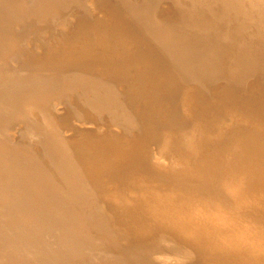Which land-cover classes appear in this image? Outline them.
<instances>
[{"label": "bare ground", "instance_id": "bare-ground-1", "mask_svg": "<svg viewBox=\"0 0 264 264\" xmlns=\"http://www.w3.org/2000/svg\"><path fill=\"white\" fill-rule=\"evenodd\" d=\"M0 264H264V0H0Z\"/></svg>", "mask_w": 264, "mask_h": 264}, {"label": "rangeland", "instance_id": "rangeland-1", "mask_svg": "<svg viewBox=\"0 0 264 264\" xmlns=\"http://www.w3.org/2000/svg\"><path fill=\"white\" fill-rule=\"evenodd\" d=\"M165 4H163L162 6H161V9L159 10V18L161 19V20H165V19H169V16L171 15V13L175 10V5L172 3V2H164ZM81 8V10H83V11H86L87 12V10L83 7V6H81L80 7ZM97 11V10H96ZM96 11H94V12H96ZM72 27V23H70L69 25H68V28H71ZM67 28V29H68ZM61 39V38H60ZM39 43H38V47H39V45H40V43H42L43 45H45V48H46V46H47V41L46 40H44V39H36ZM31 41L32 40H29V41H26V40H24V42L25 43H22V42H20L19 44H18V47H17V50L15 51V53H17V52H19V51H27L28 49H31V47H32V43H31ZM45 48H43V46L42 47H39V49L40 50H43V49H45ZM46 50V49H45ZM45 50H43L42 52H45ZM14 53V54H15ZM21 53V52H20ZM20 53H17V55H15L16 57H15V61H13L12 63H9V62H7V64H6V69H9V70H11V71H14V69H16V65H18V61H20L19 60V57H20ZM27 54H31V52H29V51H27ZM18 70H16V71H14V73L15 74H20V73H22V72H24L25 73V71H22L21 69L19 70L20 71V73H18L17 72ZM22 71V72H21ZM26 71H29V70H26ZM14 73H12L11 72V74H13V75H15ZM73 82H75V81H73ZM73 82H72V84H73ZM73 90H75V89H77V88H72ZM78 89H79V87H78ZM68 91L67 92H69L70 91V88L69 89H67ZM174 93H170V95L171 96H173V99H175V98H177V96H175V94L173 95ZM174 103V102H173ZM236 124V121L234 120V119H231V123L229 124V126H234ZM214 127V126H213ZM221 127H223V128H226V127H228V125H224V126H221ZM59 128H61V127H59ZM220 129V128H219ZM218 129V130H219ZM26 139H29V137H26ZM26 144H31L32 146H33V141L32 140H27L26 141ZM35 144H36V142H35ZM236 149V148H235ZM140 169L139 168H137V169H135V171H134V174H137V172H142V171H139ZM214 193L213 194H211V196L212 195H219V196H222V195H226V193L225 192H223V191H220V192H217V191H213ZM196 194H198L200 197H202V198H205L207 195V191H204V190H199L198 192H196ZM204 195H205V197H204ZM210 196H208V198H209ZM217 196H215V198H216ZM227 207V206H226ZM223 209H225V207H223Z\"/></svg>", "mask_w": 264, "mask_h": 264}]
</instances>
